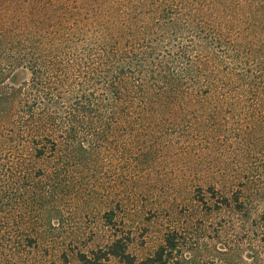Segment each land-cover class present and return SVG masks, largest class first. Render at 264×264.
Here are the masks:
<instances>
[{"label":"trees","instance_id":"trees-1","mask_svg":"<svg viewBox=\"0 0 264 264\" xmlns=\"http://www.w3.org/2000/svg\"><path fill=\"white\" fill-rule=\"evenodd\" d=\"M248 90L264 102V0H0V207L8 217L32 208L51 225L48 197L66 191L111 135L119 133L121 148L130 128L134 160L147 164L167 127L193 125L192 106L207 108L203 100L214 97L229 111ZM232 184L211 186L214 201L201 196L207 214L236 213L208 235L246 251L255 231L264 240V211ZM201 245L172 230L140 260L122 238L93 255L119 264H216V244Z\"/></svg>","mask_w":264,"mask_h":264},{"label":"rangeland","instance_id":"rangeland-1","mask_svg":"<svg viewBox=\"0 0 264 264\" xmlns=\"http://www.w3.org/2000/svg\"><path fill=\"white\" fill-rule=\"evenodd\" d=\"M251 93L248 90L242 100L237 98L241 95L233 97L229 111L214 97L203 100L207 108L192 106L193 125H183V130L166 125L171 129L159 135L161 145L155 143L154 150L160 149L147 164L134 160L137 147L130 128L121 148L119 133L111 135L92 161L69 178L66 191H52L51 225L44 213L32 208L23 207L26 214L20 217H8L0 207V264H119L114 256L106 260L93 255L118 238L127 241L128 251L140 260L153 255L172 230L194 235L201 247L216 244V264H264L259 231L252 249L244 243L246 251L208 235L214 224L232 225L236 213L230 209L207 214L201 199L214 201L211 186L222 190L224 183L235 182V188L243 186L245 200L258 204L256 211H264V102L256 103ZM225 118L229 127L216 129ZM204 121L209 122L203 125ZM223 169L226 175L220 172ZM237 172L245 177L232 174ZM109 211L114 212L112 220ZM250 250L258 256H251Z\"/></svg>","mask_w":264,"mask_h":264}]
</instances>
